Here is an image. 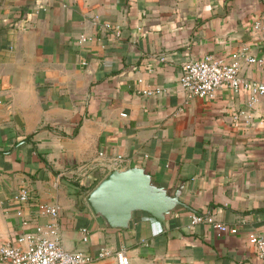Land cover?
<instances>
[{
	"label": "crops",
	"instance_id": "crops-1",
	"mask_svg": "<svg viewBox=\"0 0 264 264\" xmlns=\"http://www.w3.org/2000/svg\"><path fill=\"white\" fill-rule=\"evenodd\" d=\"M256 23L264 0H0V246L44 228L51 204L62 247L90 264H117L103 250L133 264H264L248 238L264 234V127L232 119L250 94L205 100L180 84L190 60L244 47L264 58ZM243 75L263 81L264 67ZM137 165L161 186L184 184V203L238 234L191 226L187 210L166 228L142 212L129 229L106 227L87 197L113 168Z\"/></svg>",
	"mask_w": 264,
	"mask_h": 264
},
{
	"label": "built area",
	"instance_id": "built-area-1",
	"mask_svg": "<svg viewBox=\"0 0 264 264\" xmlns=\"http://www.w3.org/2000/svg\"><path fill=\"white\" fill-rule=\"evenodd\" d=\"M255 33L264 34V24L256 23L252 29ZM120 36V31H116ZM252 65L264 67V58L251 55L250 49L244 47L233 53L228 59L207 55L197 60H190L184 64L180 84L192 97L205 100L216 99L218 92L228 87L236 93L250 94V102L245 110H240L233 115V123L241 127H264V114L256 116L253 112L258 100L264 97V80L253 81L243 75V70ZM125 116V115H123ZM103 155V154H101ZM123 161L122 157L116 159V165ZM32 198V193L27 187L21 188L16 199L21 204H27ZM60 206L46 204L41 207V213L49 218V223L43 228L38 227L36 233L22 234L14 242L0 246V263L8 264H90L95 261L90 255L81 252L66 251L59 238ZM206 224L220 233L237 235L238 229L219 223L212 217L192 214L191 226ZM85 234L87 230L83 231ZM250 242L257 248L261 259H264V234L251 233L248 235ZM88 237L85 235L84 241ZM115 256L117 264H133L125 252L113 253L103 250L99 259Z\"/></svg>",
	"mask_w": 264,
	"mask_h": 264
},
{
	"label": "water",
	"instance_id": "water-1",
	"mask_svg": "<svg viewBox=\"0 0 264 264\" xmlns=\"http://www.w3.org/2000/svg\"><path fill=\"white\" fill-rule=\"evenodd\" d=\"M184 193V184L176 189L161 186L144 167L137 165L110 170L88 195L87 204L110 229H129L137 212L148 214L166 228L168 215L181 210L196 212L183 202Z\"/></svg>",
	"mask_w": 264,
	"mask_h": 264
},
{
	"label": "trees",
	"instance_id": "trees-1",
	"mask_svg": "<svg viewBox=\"0 0 264 264\" xmlns=\"http://www.w3.org/2000/svg\"><path fill=\"white\" fill-rule=\"evenodd\" d=\"M99 183H100V182L96 183V184L92 187L91 192L95 189V187H96Z\"/></svg>",
	"mask_w": 264,
	"mask_h": 264
}]
</instances>
